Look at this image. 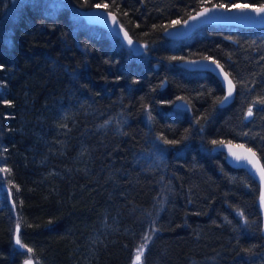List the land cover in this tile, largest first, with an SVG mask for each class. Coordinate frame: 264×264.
Instances as JSON below:
<instances>
[{
	"label": "trees",
	"instance_id": "16d2710c",
	"mask_svg": "<svg viewBox=\"0 0 264 264\" xmlns=\"http://www.w3.org/2000/svg\"><path fill=\"white\" fill-rule=\"evenodd\" d=\"M97 4L146 49L88 24ZM220 4L264 0H0V264H131L141 245V264H264L259 183L213 151L264 164V28L166 35ZM202 57L233 78L231 105L179 65Z\"/></svg>",
	"mask_w": 264,
	"mask_h": 264
},
{
	"label": "water",
	"instance_id": "95a60500",
	"mask_svg": "<svg viewBox=\"0 0 264 264\" xmlns=\"http://www.w3.org/2000/svg\"><path fill=\"white\" fill-rule=\"evenodd\" d=\"M216 6L217 5L201 8L200 10L186 18L180 24L168 29L166 31L167 35L173 39L184 40L192 36L199 28L207 25H229L244 28H264V14L257 15L251 10L241 11L235 7L227 8L231 9L229 11L226 8H219ZM205 9H211V11L207 12L205 15H200L201 13L205 12ZM109 13H111V16L109 15ZM80 14L88 24L100 26L107 29L112 35L118 37L124 43V45H126L134 53L140 54L146 49V45L143 42L135 39L123 26L116 13L103 7H93L89 9H80ZM113 16L115 17V23L112 19ZM193 17H195V19H193ZM125 32H127L128 34L127 37L124 36ZM129 38H131L132 44L128 43ZM213 61H215L216 63H213ZM179 65L190 71H206L216 76L225 92L224 97L220 101L221 107L229 106L236 100V83L234 82L231 75L225 70L223 65L220 64L217 60L206 57L192 58L180 61ZM221 69L223 71H221ZM225 74H227V79H225ZM228 80H231L232 85L234 86L232 87L230 96V86L228 84ZM226 96L228 97L227 100L224 99ZM175 106L178 109L187 110L189 108V103L186 100L180 99L175 103ZM248 149H251V153L247 151ZM213 151L224 153L226 155V160L231 167L235 169H245L259 183L260 193L258 204L263 220L262 234L264 236V178H262L261 176V168L264 167V164L261 158L249 146L234 142H223V145L221 143H218L213 147ZM232 153H236L240 156H246L248 157V160H238L235 156L232 155ZM252 153H254L255 155L253 156ZM8 192L11 193L10 189H8ZM10 201L12 206L15 208V203L11 195ZM19 234L20 229H17L15 240L17 238H19L20 240ZM18 246L22 247L21 241ZM26 264L32 263L28 261Z\"/></svg>",
	"mask_w": 264,
	"mask_h": 264
},
{
	"label": "snow or ice",
	"instance_id": "6c2138e0",
	"mask_svg": "<svg viewBox=\"0 0 264 264\" xmlns=\"http://www.w3.org/2000/svg\"><path fill=\"white\" fill-rule=\"evenodd\" d=\"M254 2H255V0H254ZM233 6H234L235 8H237V9L241 10V11L251 10L252 12H255L257 15L264 14V6H261V7H258V8H257V7H252V6L249 5V4H234ZM96 7L99 8L100 5L97 4ZM103 7H104V8H107L108 5L105 4ZM216 7H219V8H226V9H227V6L224 5V4L217 5ZM227 10L230 11L231 9H227ZM210 11H211V9H205V12H204V13H201L200 15H205L207 12H210ZM109 15L111 16V13H109ZM112 19H113V22L115 23V17H114V16L112 17ZM193 19H195V17H193ZM172 23H173V24H176V23H178V22H177V21H173ZM127 35H128L127 32H125V33H124V36L127 37ZM128 43H129V44H132V40H131V38L128 39ZM173 59H175V58H173ZM213 63H216V62L213 61ZM0 67H2V66H0ZM221 71H223V70L221 69ZM225 79H227V74H225ZM228 84H229V86H230V87H229V96H230V95H231V92H232V87H234V86L232 85L231 80H228ZM224 99L227 100L228 97L226 96ZM248 115H249V116L252 115V109H251V108L248 109ZM165 143L172 144V143H176V141H167V140H166ZM212 143H213V144H216L217 141H212ZM220 143L223 145V142H222V141H221ZM247 151H248L249 153H251V149H248ZM232 155L235 156L236 159H238V160H240V159L248 160V157H246V156H240V155H237L236 153H232ZM252 155L254 156L255 154L252 153ZM249 162H251V161H249ZM261 176H262V178H264V167L261 168ZM17 227H19V226H17ZM16 243H17L18 245L20 244V240H19V238L16 239ZM145 248H146L145 245H141L140 248L137 249L136 261H140V260H141V257L143 256V253H144ZM28 251H31V249H29Z\"/></svg>",
	"mask_w": 264,
	"mask_h": 264
},
{
	"label": "rangeland",
	"instance_id": "374dc122",
	"mask_svg": "<svg viewBox=\"0 0 264 264\" xmlns=\"http://www.w3.org/2000/svg\"><path fill=\"white\" fill-rule=\"evenodd\" d=\"M141 261H142V257H141L140 261H136V256H135V258L131 264H141Z\"/></svg>",
	"mask_w": 264,
	"mask_h": 264
},
{
	"label": "bare ground",
	"instance_id": "6f19581e",
	"mask_svg": "<svg viewBox=\"0 0 264 264\" xmlns=\"http://www.w3.org/2000/svg\"><path fill=\"white\" fill-rule=\"evenodd\" d=\"M103 28V27H102ZM172 28V27H171ZM170 29V28H169ZM168 30V29H167ZM166 35H167V33H166ZM168 36V35H167ZM169 37V36H168ZM171 38V37H170ZM224 95H225V92H224V94H223V97H224Z\"/></svg>",
	"mask_w": 264,
	"mask_h": 264
}]
</instances>
